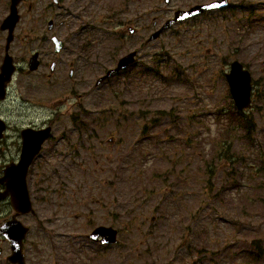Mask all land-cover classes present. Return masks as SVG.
Returning <instances> with one entry per match:
<instances>
[{
	"label": "rangeland",
	"instance_id": "1",
	"mask_svg": "<svg viewBox=\"0 0 264 264\" xmlns=\"http://www.w3.org/2000/svg\"><path fill=\"white\" fill-rule=\"evenodd\" d=\"M104 2L106 8L91 12L93 18L77 8L68 25L57 24L61 37L72 31L78 37L57 56L62 68L57 83L21 78L19 90L17 76L15 92H10V157L1 161L17 160L15 137L21 125L40 123L52 114L58 119L52 132L67 140L61 142L66 159L55 160L46 149L31 167L27 183L38 217L23 220L33 225L32 235L51 237L43 236L35 219L53 230L66 214L92 215L105 204L108 217L93 212L92 218L119 231L117 244L106 250V264H194L205 249L217 254L218 263L250 264L251 248L260 253L256 264H264L262 6L255 5L258 19L252 25L240 27L226 21V15L215 22L196 16L147 42L175 9L199 0ZM129 20L137 28L133 36L120 32ZM31 32L42 35L44 30ZM21 42L15 41V50ZM76 42L81 54L77 74L85 82L71 89L78 82L67 77ZM140 44L132 69L93 88L117 57ZM32 47L45 49L41 42ZM234 59L250 69L254 82L252 106L242 116L251 117L249 129L237 120L241 115L224 77ZM142 66L157 68L159 75L138 72ZM44 71L42 67L35 75ZM75 93L82 94L80 111L71 104L78 99ZM61 100L65 103L57 107ZM77 135L88 142L75 150L71 145ZM44 159L46 167L35 166ZM210 166L215 167L212 174L206 170ZM82 171L88 173L81 179ZM61 177L68 185L59 183ZM88 179L86 196L85 188L76 191L72 184ZM5 209L13 212L9 205Z\"/></svg>",
	"mask_w": 264,
	"mask_h": 264
},
{
	"label": "flooded vegetation",
	"instance_id": "2",
	"mask_svg": "<svg viewBox=\"0 0 264 264\" xmlns=\"http://www.w3.org/2000/svg\"><path fill=\"white\" fill-rule=\"evenodd\" d=\"M212 3H215L214 6L210 7L204 12L195 16L193 15L184 20L176 21L172 25L191 20L196 16H201L202 19L206 21L215 22L218 16L224 17L226 15V21L232 20L235 24H239L240 27H244L248 24L252 25L254 23V15L256 10L255 5L262 6V9L264 10V0H260L259 3H250L248 0H199V2H192L185 7L177 9H189L196 4L208 5ZM16 8L18 17L16 23L14 24L13 34L10 40L11 0H0V162L2 158L10 157V92H15L16 77L19 76L20 79L19 90L23 87L21 78H45L46 80H51L53 84L57 83L61 78L62 68L61 59L57 57L59 52L54 51L52 37L55 35L61 38L64 42V46L66 44H71L72 39H78L77 33L75 31H72L70 34L67 33L64 36L62 35L61 37L55 31L57 24L60 26L68 25L70 23L68 19L69 15L74 11V9L77 8L86 9L90 13V17L93 18L91 12L103 10L106 8V3L104 0H18ZM177 9L173 11V14ZM236 16H238V18H236ZM49 21L51 22L52 28L48 27ZM156 24L157 22L154 21V25ZM37 30H44V32L42 35H39L36 32H31ZM126 31L128 33L130 31L129 34L131 36L137 32V28L133 26L130 20L126 23L125 29L120 32L124 33ZM16 40L23 41L20 43L17 50L14 49ZM40 42L41 45H44L45 49L41 48L39 50L32 47L33 43L40 44ZM141 47L142 45L140 44L138 47H133L130 51H125L122 54L124 55L132 51L136 52V61L134 64L125 68L124 70H121L120 72L115 73L112 76H109L106 80L99 84L94 83L93 88H97L113 77L121 75V73H125L127 70L132 69L137 63L139 54L141 52ZM72 48L74 56L72 55V58L68 62L67 75L71 73L69 80L74 81L77 78L78 82H74V85H71V89H73V87L77 88L79 85L85 82V79H79L77 74L78 65L81 58V54L78 50V42L72 44ZM34 52H38V65L36 69L28 71L27 67L29 58ZM51 54H53L52 58ZM10 56L12 57V61L15 66V71L11 80ZM118 59L119 57H117L115 64L108 67L107 69L114 67ZM22 62L23 65H19V63ZM42 67L47 69V71L42 72L43 74L41 76H36L35 74ZM106 70L103 72V74L106 72ZM143 70L154 71L156 68L144 66ZM138 72H140V70ZM101 75H99L96 79H98ZM39 81L40 80H35V82ZM81 97L82 94H77L78 101L76 100L74 103H71L72 106L77 108V111L82 109L81 102L79 101ZM63 103L65 102L59 101L56 104L62 105ZM55 116L56 115L52 114L49 119H46L41 123L21 125L17 129V134L15 137L17 151L20 152L21 129L23 127H49L50 133L47 134V138L44 140V142H42L41 149L36 157L43 154V152L48 149V152L53 153L55 160L57 157L66 159L68 155L61 152V142L67 140L58 139L62 138L63 136L54 134L52 132L54 125L58 120L55 118ZM71 120L75 123H78L79 121L77 117H74ZM80 124H84V122L81 121ZM82 138V135H77V143L71 145V147H73L75 150L82 147L81 143L87 141L86 139ZM6 163L7 161L5 160L2 165L0 164V179L3 177ZM32 164H34V161ZM48 164V160L44 159L35 166L38 168H44ZM66 167L71 170H74L75 168L82 169L79 166L74 165H66ZM84 173L88 172L82 171V173L79 174L81 179L83 178ZM29 175L30 172L27 175V181ZM68 178H70L69 174ZM59 183L68 185V180L67 178L61 177ZM72 185L75 186L76 191L79 188H85L87 190L85 195H88V190L90 188L89 179L82 184H80L79 181H75ZM3 189L4 184H0V192ZM6 205H9L10 207L9 195H6L2 200H0V206L3 207L0 209V226L8 220L15 219L18 220L23 227H26V231L21 238L23 264H89L97 260H102V264L107 263L104 259L105 255H107L106 250L109 249L110 245L101 242V236L96 240L89 238V235L93 233L96 227L105 226L104 224L96 223V221L92 218V215L95 216L93 212H95L97 216L102 215L107 218L109 215L107 205L104 204L102 206V210H93L92 215L89 213L66 214L63 222H55L53 230H46L44 223H42L39 219H35L34 225L43 232V236H51L47 238L33 236V225L23 220V217L28 215L34 218L38 217L36 215L34 204V211L24 214L15 213L13 210L12 213L6 214ZM87 212L89 211L87 210ZM106 227L109 226L106 225ZM9 255H11V245L9 247V241L0 234V264H14L11 261H8Z\"/></svg>",
	"mask_w": 264,
	"mask_h": 264
},
{
	"label": "water",
	"instance_id": "3",
	"mask_svg": "<svg viewBox=\"0 0 264 264\" xmlns=\"http://www.w3.org/2000/svg\"><path fill=\"white\" fill-rule=\"evenodd\" d=\"M165 3H169V0H164ZM18 0H12L11 2V12H10V32L12 31L14 24L17 21V5ZM208 6L204 5H195L188 10H176L174 16L170 19H167L156 31H154L148 38V40H153L159 37V35L166 29H168L175 21L183 20L191 15L201 13L206 10ZM131 31V30H130ZM12 35L10 34V40ZM55 41V52H58L61 48L62 41L54 38ZM136 52H131L118 61V64L115 68L110 69L106 74L100 77L96 84L102 82L106 77L111 74L121 70L122 68L127 67L129 64L134 62V56ZM37 53H33L29 59L28 71L34 70L37 67ZM264 66V61L262 62ZM14 71V65L12 63V57H10V76ZM229 91L235 107L238 110H243L250 107L251 101V74L245 69L237 60H234L230 63L229 72L225 74ZM50 133V128L46 127L44 129H32L25 128L21 131L22 135V146L17 163L10 162V168L5 170L4 177L1 182H4L7 186L6 192H10V202L13 209L16 213H26L32 210L31 203L29 200L28 190L26 186V173L29 165L32 163L34 157L40 150V145L42 141L47 137V134ZM112 142L111 139L108 140ZM5 179V180H4ZM4 180V181H3ZM4 194V193H3ZM1 233L6 235L11 241L12 250L17 257V260L21 258V238L23 237L26 227H23L18 220H11L2 226L0 229ZM116 230L109 227H97L92 234L89 235L91 239H98L102 237L101 242L115 243L116 242ZM12 237H15L16 241L11 240Z\"/></svg>",
	"mask_w": 264,
	"mask_h": 264
},
{
	"label": "trees",
	"instance_id": "4",
	"mask_svg": "<svg viewBox=\"0 0 264 264\" xmlns=\"http://www.w3.org/2000/svg\"><path fill=\"white\" fill-rule=\"evenodd\" d=\"M239 114L241 115V116L237 119L238 122H239V124H243L246 128H247V127L249 128V127H250V123L253 122L252 119H247V121H246L247 126H246V123H245V121H244V119H243V117H242V116H245V115H243L242 112H239ZM245 117H247V116H245ZM214 169H215V167H213V166H210V167L206 168V170H207V171H210L211 174L213 173V170H214ZM208 177H209V179H210L211 175L208 176ZM250 258H251V260H248L247 262L252 263V264H256V263H255V258H254V256H253L252 254H250Z\"/></svg>",
	"mask_w": 264,
	"mask_h": 264
}]
</instances>
